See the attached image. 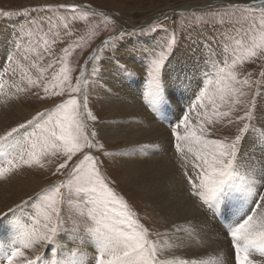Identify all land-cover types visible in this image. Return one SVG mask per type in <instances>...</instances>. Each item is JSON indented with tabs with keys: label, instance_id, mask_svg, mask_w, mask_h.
I'll use <instances>...</instances> for the list:
<instances>
[{
	"label": "snow or ice",
	"instance_id": "6c2138e0",
	"mask_svg": "<svg viewBox=\"0 0 264 264\" xmlns=\"http://www.w3.org/2000/svg\"><path fill=\"white\" fill-rule=\"evenodd\" d=\"M248 7L260 14L259 22L257 23L253 17L251 23L264 29V0H259L258 4ZM160 32L165 34V38L157 47L147 51L145 67L148 85L146 96L149 98L148 105L154 112H156L154 105L161 98L164 87L162 77L166 75L165 66L169 65L170 58L176 51L180 40L175 32L169 33L163 25L156 27L151 22L131 31L122 30L120 33L123 39L132 36H149ZM41 39L45 46L44 51H49L47 47L49 41L44 37ZM36 43L39 44V41ZM258 49L260 55L264 56V32L261 34L260 43L253 41L240 55L231 58V62L226 59H220L218 62V54L212 49L204 52V63L207 66L204 75L206 78L212 76L218 79L219 84H224V87L219 88V96L222 102L228 104V111H219L215 101L211 105H201L205 110L198 114V119L202 117L203 123L192 127L190 116L184 112L170 132V136L174 137L172 148L182 154L180 160L186 159L187 153L182 146L186 144L187 152L193 153L199 161L196 165L199 170L195 172V177L189 175L184 163L180 164L181 169L184 170V178L189 185L188 198L197 209L203 210L205 219L211 216L216 221L213 230L220 229L224 237L229 240L234 253L226 264H264V260L256 259V254L264 257V106L258 109L249 99L240 114V109H237L235 105L245 104V101L243 99L232 100L233 96L242 98L250 93L255 95L252 92L254 82L248 78L237 79L233 69L245 60L257 58ZM20 50L21 45L14 41L13 49L7 59L9 64L14 63L21 55ZM101 50L98 49V51ZM33 51L35 49L30 44L24 49L26 54L22 58L27 61L29 59L27 53ZM115 55L116 50L113 51L111 57L114 61ZM92 59L96 60L98 57ZM108 59L105 58V61ZM116 63L118 64V61ZM30 66L35 67L36 65L32 63ZM48 67H51V64ZM119 67L126 73H131V69L123 65ZM191 67L195 68L196 65ZM67 71L65 67L51 77L41 79L37 76L34 79L28 75L27 70L22 68L21 84L15 88V98L19 99V93L28 91L40 97L41 90L45 96L49 93L63 95L68 81ZM104 71V64L94 65L90 74L86 71L81 74V82L87 84L90 77L101 78ZM184 77L181 79L178 72L177 79L169 81V87L183 94L182 89L188 87L186 72ZM25 80L27 83H23ZM49 80L53 82L49 84ZM81 82L73 88V91L80 96L79 102L76 98H70L66 103H60L54 112L50 111L46 116L44 113H39L38 117L29 120L27 124L20 123L16 127H11L4 136H0V144L28 125L36 127L34 120L39 122V117H45V122L41 125V135L44 141L40 144L39 136L32 141V150L27 153L26 157L21 156L23 163L29 166L33 162L40 164L38 157L46 155L49 149L55 152L59 147L63 150L65 157L64 161L59 164V169H64L68 162L72 161L73 156L82 152L83 149L102 148L103 144L98 141L97 137L116 134L122 126L104 129L102 132L97 131L95 124L89 126L88 118L97 121V117L90 111H86L87 93L81 87ZM245 86H247V91L244 90ZM68 87L72 86L68 85ZM202 87L198 91L199 95L198 93L196 95L197 100L206 95ZM209 107L210 112L207 110ZM233 111L237 113L235 117H231ZM216 116L229 118V124L246 122L243 127L239 128L234 138L224 136L222 139H205L207 130L204 125L213 123V118ZM153 119H156V116H153ZM181 127L184 129L183 133L178 131ZM32 135L36 134L32 133ZM245 137L248 139L245 140ZM242 145L246 146L243 154ZM38 147L39 151H37ZM137 151L138 148L131 149L128 150V154L133 155ZM257 152L260 153V158L254 159V154ZM105 155L111 154L105 153ZM14 160L15 158L9 159L6 166H0V179L10 178V174L17 168ZM103 163L91 151L85 152L80 160L69 169L67 182H59L38 194L40 202L36 204L31 217L27 222H21L15 226V230L19 232V239L4 253L7 264H164V261L159 258L155 242L149 239L148 230L139 223L127 203L110 186L102 170ZM40 166L43 167L42 164ZM66 188L68 191H63ZM245 192L250 193L252 198L250 208L239 222L226 223L232 220L234 209ZM75 198L81 202V217L86 220L90 217L91 224L81 225L69 214L70 206ZM22 207V204L18 205L15 209H8V212ZM84 209H88L87 214ZM41 217L43 224H41ZM187 223L191 222L187 221ZM36 225H41V227L37 228ZM173 231L175 234H182L185 230L174 226ZM186 244L185 238L177 235V247ZM50 245L55 250L50 255H46ZM181 264H197V261L185 259Z\"/></svg>",
	"mask_w": 264,
	"mask_h": 264
},
{
	"label": "rangeland",
	"instance_id": "374dc122",
	"mask_svg": "<svg viewBox=\"0 0 264 264\" xmlns=\"http://www.w3.org/2000/svg\"><path fill=\"white\" fill-rule=\"evenodd\" d=\"M218 1L226 3L208 7ZM258 2L259 0H0V31L3 30L6 36L10 37L12 42L11 51L14 41L21 45V55L12 64H9L6 60L0 75L12 77V82L16 87L21 84L20 72L22 68L27 70L28 75L34 79L39 75L41 79L51 77L53 74H58L61 68L66 67L68 69V81L64 87L63 95L49 93L45 96L42 90L40 97L34 96L31 91L19 93L18 102L27 110L28 114L23 119L16 118L12 125L9 126L8 131L10 127H16L20 123L27 124L29 120L38 117L39 113H44L46 116L48 112H54L60 103H66L70 98H76L79 102L80 96L73 91V88L78 82L82 81L81 74L85 71L90 74L94 65L104 64L105 71L101 74V78L90 77L87 84L81 82V87L87 93L88 103L86 111H90L97 117V121H92L89 117L87 123L89 126L95 124L97 131L101 132L100 127L110 121L109 108L105 103L104 93L108 92L106 77L110 70L117 67L120 63L124 67L131 66L125 54L126 51L134 52L139 49L147 53L148 50L157 47L165 38V34L160 32L149 36H132L122 39L120 37L122 30L131 31L134 28L148 25L150 22L156 27L163 25L169 33L175 32L180 40L176 51L170 58V62L177 54L189 55L191 59L198 61L203 72V70H207V66H204L205 57L203 53L208 49H212L214 53L218 54V62L220 59H226L231 62V58L240 55L253 41L260 43V37L264 29L258 28L251 23L253 17L258 23L260 14L258 11L254 12L248 7L249 4L253 5L252 3ZM233 3H239L241 6H233ZM204 4L207 5L204 6ZM204 7L206 9L203 10ZM45 33H47L46 36ZM41 37L49 41L47 45L49 51L47 52L44 51L45 46ZM36 41H39V44ZM30 44L35 51L27 53L29 59L25 61L22 58L26 54L24 49L28 48ZM98 49L102 50L98 51ZM114 50H116L115 61L111 59ZM257 51V58L245 60L233 69L237 79L248 78L251 82H254L252 87V92L255 93L254 96L250 93L242 98L232 97L233 101L236 99L245 101V104L235 105L237 109H240V114H242L249 99L253 101L258 109L264 106V83H262L264 81V56L260 55L259 49ZM5 55H8V53L5 52ZM137 55L139 57V54ZM93 57H98V59L93 60ZM105 58L109 59L105 61ZM143 58L147 59V54ZM116 61H118V64ZM144 61L147 63V60ZM32 63H35L36 66L31 67ZM49 64H51V67H48ZM136 67V75L146 78L145 66ZM206 79V84L202 87L206 95L203 96L200 105H211L215 101L219 111H228V104L222 102L219 96V88L224 87V84H219L218 79L212 76H208ZM96 80L99 82L96 83ZM164 81L168 82L169 79L165 77ZM52 82V80L48 81L49 84ZM23 83H27V81L25 80ZM68 85L72 87H68ZM244 90L247 91V86H245ZM225 99L227 100V97ZM171 105L172 107L175 106L174 103ZM196 109H193L194 111L190 109L189 112H186L190 116V123L193 125L203 123L202 117L198 119V114L205 109L201 106ZM207 110L210 112L211 108L209 107ZM236 115L235 111L231 113V117ZM228 119L216 116L213 118V123L204 125L209 139H222L224 136H228L230 139L234 138L239 128L243 127L246 122L241 121L229 124ZM44 122L45 117H39V122L34 120L36 127L28 125L8 139L11 140L15 136L18 138V150L9 158H15L16 170L24 176L26 183L29 182L30 188L34 187V184H30V179L41 182L38 188L33 189L26 197L21 198L19 202L14 200V196L9 198V194L3 199L15 201L14 207H17L21 202L26 203L28 207L26 222L31 217L36 204L40 202L38 194L59 182H67L69 169L80 160L85 152L90 151L85 148L82 152L76 153L72 161L68 162L67 167L64 169H59V164L65 159L63 150L59 147H57L55 152L49 149L46 155L38 157L43 167L35 162L31 166L23 163L21 156L26 157L27 153L32 150V141L37 136L40 137L39 143H43L44 137L41 135V125ZM32 133L36 135L33 136ZM97 139L103 144V147L92 149L91 152L98 160L104 162L102 170L110 186L127 203L129 209L138 218L139 223L148 230L149 239L155 242L157 246L159 258L164 261V264L173 262L174 260L165 252L164 246L166 242L165 235L168 231L165 221V218L168 219L167 216L162 210L157 208L156 204H152L151 207L149 198H145L141 190L139 191L136 186L125 183L122 179L123 170L125 169L118 165L115 154L124 155L126 153L125 139L107 140L102 135L98 136ZM137 148L143 149L142 152L135 153L137 157L146 154L148 150H152L151 154L160 158L162 153L167 155L170 153L168 150L169 143L134 147V149ZM243 150L244 145L241 148L242 153ZM37 151H39V147ZM105 153H110L111 155H105ZM195 161H182L189 175L193 177H195V172L199 170L196 167L199 161ZM171 162L173 164L176 163L174 166L179 168H175L176 181L180 192L187 195V198L184 199L189 201L185 184L188 187L189 185L184 178V170L180 167L181 162L176 158H173ZM178 174L183 175V177H179ZM63 191H68V189L66 188ZM20 195V192L15 191L16 197ZM242 196L245 198L248 196L251 199L250 205L244 208V213L246 214L252 204V198L248 192L243 193ZM190 204L193 203L190 202ZM3 205L7 206L8 204L0 199V222L16 213L15 211L12 212L13 214L6 212L4 207H1ZM81 207L79 199H73L69 214L81 225L84 223L91 224L90 217L87 220L81 217ZM153 209L156 215L153 213ZM84 212L87 214L88 209H84ZM6 213L7 215H5ZM243 217L238 215L237 219L240 221ZM40 219L41 224H43V218L41 217ZM202 220H204L203 217ZM226 223L229 222L227 221ZM174 226L185 230L178 235H182L190 241L195 240L197 244H202L206 241L202 228L207 229L209 233L213 232L203 221L202 223L199 221L195 227H191L186 223L180 226L179 224L173 225L170 229L173 230ZM36 227L40 228L41 225H36ZM225 240L228 239L225 238ZM173 241L177 242V239ZM53 250L55 249L50 251L52 252ZM230 253L226 254L230 255ZM256 259L264 260V257L256 254Z\"/></svg>",
	"mask_w": 264,
	"mask_h": 264
},
{
	"label": "bare ground",
	"instance_id": "6f19581e",
	"mask_svg": "<svg viewBox=\"0 0 264 264\" xmlns=\"http://www.w3.org/2000/svg\"><path fill=\"white\" fill-rule=\"evenodd\" d=\"M205 5L207 4H204V6ZM210 5L213 7L212 4ZM11 48L12 42L10 41V37L6 36L3 30L0 31V67H3L5 64L11 52ZM5 52L8 53V55H5ZM125 54L131 64L130 67H125L131 69V73H126L119 67V65H123L121 63L110 70L106 77L108 92H104L105 103L109 108L110 121L104 123V125L100 127L102 132L104 129H114L117 126H122L121 130L116 134H112L108 137L102 135V137L107 140L124 138L126 141V149L124 148L126 153L124 155L119 153L115 154L118 165L125 169L123 170L122 179L125 183L136 186L139 191L141 190L145 198H149L151 207L152 204H156L157 208L162 210L167 216L168 219L165 218V221L168 231L165 235L166 242L164 246L166 249L165 252L174 260L169 264H181L185 259L195 260L197 264H226L234 253V250L230 247L229 240H225L223 232L220 229L213 230V227L216 226V221L212 219L211 216L205 219L204 214H202L203 211H201L202 209H197L195 204H190L188 200L184 199L187 198V195L180 192L176 181L175 168H179L178 166H174L176 163L173 164L171 162L173 158H176L183 163L180 160L182 154L176 152L172 148L174 137L170 136V132L174 128V125L179 122V118L182 117L181 113L183 114V112L190 111L189 105H191V110H197L196 108L201 106L200 104L203 97L197 100L196 95L199 89L206 84L207 79L204 75L205 70L202 72L201 65L198 61L191 59L189 55L177 54L167 66L166 75L162 77V79L164 81V78L167 77L169 81H174L177 79L178 72L180 73L181 79H184V73L186 72L188 87L182 89L183 94H180L175 91L174 88L169 87V81H164L161 98L155 103L154 107L156 108V112H154L148 105L149 98L146 96L148 88L146 78L136 75V66L142 67L144 65L146 67L144 60L147 59L143 57H145L147 53L144 50L137 49L134 52L128 50ZM137 54H139V57ZM192 65H196V67L192 68ZM1 71L2 69H0V73ZM0 86H2L0 87V136H2L8 131L9 126L12 125L16 118L23 119L28 112L18 102V99L15 98L16 87L12 82V77L0 75ZM172 103L175 104L174 107H172ZM153 116H156V119H153ZM191 125L192 127L198 126ZM178 131L183 133V127ZM204 138L209 139L208 133ZM247 139L248 137L246 140ZM160 143H169L168 150L170 151L168 155L162 153L160 155L161 158L152 155V150H148L146 154L139 157H137L136 154H128V150L134 149L135 146ZM182 146L187 153L185 160L198 161L193 153L187 152L186 144H182ZM17 150L18 138H16V136L0 144V166H6L9 158L13 156ZM142 151L143 149H138L137 152ZM245 151L246 146H244L243 153ZM259 158L260 153H255L254 159ZM178 176H181V178L183 177V175L180 174H178ZM33 180L34 179L29 180L31 181L30 184H34V187L30 188L29 182L26 183L24 176L16 169L10 174V178L0 179V199L8 204L7 206L3 205L1 207H4L6 212H8L10 208H17L14 207L15 201H21V198L23 199L29 192L40 186L41 182ZM182 182L184 183L183 180ZM187 188L188 186L185 184L186 191L188 190ZM15 191L20 192L21 195L16 197ZM8 194L9 198L14 196L15 201L3 200ZM250 201L251 199H249L248 196H246V198L242 196L237 207L234 209L232 221L228 222H239L237 216L245 215L244 208L250 205ZM21 204L23 205L22 208L13 210L16 212L14 215L0 222V259H2L0 261H2V264H7V262H4V253L19 239V232L15 230V226L18 223L26 222L27 219L28 207L24 202L18 205ZM153 213L156 215L154 209ZM201 216L204 220H202ZM187 221L191 223H187ZM199 221L200 223L203 221L205 225L213 231L209 233L207 229L202 228V232L205 233L206 241L202 244H197V241H190L185 238L187 244L182 247H177V242L173 240L177 239L178 234H175L170 227L176 224L180 226L186 223L193 227V225H197ZM222 227L223 226H221V228ZM52 249L54 248L49 246L48 251L45 250V252L47 251V255L51 253L50 250ZM226 253H230V255Z\"/></svg>",
	"mask_w": 264,
	"mask_h": 264
},
{
	"label": "water",
	"instance_id": "95a60500",
	"mask_svg": "<svg viewBox=\"0 0 264 264\" xmlns=\"http://www.w3.org/2000/svg\"><path fill=\"white\" fill-rule=\"evenodd\" d=\"M224 3H226V2H224V1H218L217 3H215V4H212L213 5V7L216 5V4H224ZM252 4H258V3H252ZM250 5V4H249ZM208 7H212L211 5L210 6H208ZM204 9H206V7H204L203 8V10ZM179 12V11H178ZM180 13V12H179Z\"/></svg>",
	"mask_w": 264,
	"mask_h": 264
}]
</instances>
